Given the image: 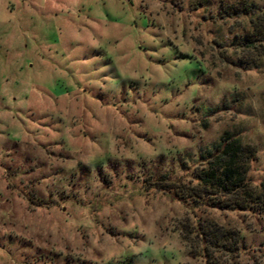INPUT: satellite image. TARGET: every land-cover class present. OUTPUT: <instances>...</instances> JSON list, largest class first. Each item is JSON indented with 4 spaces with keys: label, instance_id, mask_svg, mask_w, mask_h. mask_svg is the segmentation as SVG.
Returning <instances> with one entry per match:
<instances>
[{
    "label": "rangeland",
    "instance_id": "1",
    "mask_svg": "<svg viewBox=\"0 0 264 264\" xmlns=\"http://www.w3.org/2000/svg\"><path fill=\"white\" fill-rule=\"evenodd\" d=\"M242 1L0 0V264H264V213L167 191L226 133L264 191Z\"/></svg>",
    "mask_w": 264,
    "mask_h": 264
},
{
    "label": "trees",
    "instance_id": "2",
    "mask_svg": "<svg viewBox=\"0 0 264 264\" xmlns=\"http://www.w3.org/2000/svg\"><path fill=\"white\" fill-rule=\"evenodd\" d=\"M231 10L236 17L243 14L250 18L251 29L240 41L241 49H256L259 44L260 56H264V6L257 7L254 3L242 1ZM215 149L196 167L188 185L182 181L172 182L167 185V191L194 207L264 213V191L259 193L249 180L250 166L256 159L257 148L243 144L241 139L226 133Z\"/></svg>",
    "mask_w": 264,
    "mask_h": 264
}]
</instances>
